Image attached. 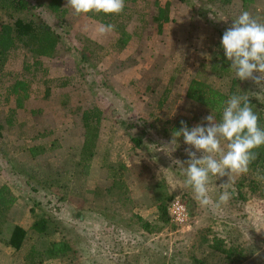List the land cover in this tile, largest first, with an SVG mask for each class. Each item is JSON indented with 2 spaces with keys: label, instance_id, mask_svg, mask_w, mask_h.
<instances>
[{
  "label": "rangeland",
  "instance_id": "374dc122",
  "mask_svg": "<svg viewBox=\"0 0 264 264\" xmlns=\"http://www.w3.org/2000/svg\"><path fill=\"white\" fill-rule=\"evenodd\" d=\"M28 1L30 18L48 23L61 40L56 56L42 59L54 82L50 88L35 83L31 98L12 118L10 75L0 77V186L8 185L17 196L0 234V264H26L29 248L45 250L62 238L72 251L44 264H196L197 258L216 264L207 247L214 239L250 256L240 264H264V179L258 178L264 171L250 164L247 173L231 174L227 189L220 185L228 176L210 177L213 204L201 206L182 174L190 146L183 137L170 145L177 120L192 128L210 115L186 97L194 78L225 93L235 86L239 95L248 94L264 128V91L252 80L236 79L231 70L223 76L212 71L213 64L223 65L217 56L225 30L244 11L264 23V0L248 10L241 0L225 7L210 0H138L136 19L127 24L131 40L120 51L114 30L99 34L102 23L76 15L66 0L63 20L47 9L48 0ZM156 2H170V20L162 29ZM83 45L88 46L84 60ZM24 58L25 50L13 53L6 74L21 72ZM162 97H167L163 104ZM92 106L102 108L103 119L86 166L81 114ZM221 145L226 150L227 141ZM31 147L40 149L36 157ZM225 190L230 199L216 207ZM167 197L168 208L173 201L184 207L183 225L171 213L169 223L157 225L156 206ZM140 218L154 228L144 229ZM42 219L49 225L47 235L32 229ZM15 225L28 231L19 250L9 244Z\"/></svg>",
  "mask_w": 264,
  "mask_h": 264
},
{
  "label": "trees",
  "instance_id": "16d2710c",
  "mask_svg": "<svg viewBox=\"0 0 264 264\" xmlns=\"http://www.w3.org/2000/svg\"><path fill=\"white\" fill-rule=\"evenodd\" d=\"M219 2L223 7L230 4L233 0H210ZM255 0H241L243 9L248 10ZM65 0H48L46 7L54 14L58 19L63 20L66 16V9L64 8ZM125 7L119 14H104L89 12L87 15L95 20H98L102 24L115 25L114 32L116 33V39L114 47L117 50H123L131 40L130 32L127 30V24L131 20H135L134 17L137 13L135 7L138 0H124ZM158 14L156 20L158 26L162 29L163 24L170 20V2L162 6L160 2H156ZM32 15V8L28 0H0V77L4 78L10 75V85L7 87V99L13 97L16 107L10 109L11 118L12 113H15L16 109H22L25 106V102L31 98L33 92V85L42 81V83L50 88V84L54 80L47 78L48 69L42 65V59H53L60 46V36L57 32L43 20L40 22L34 18H30ZM29 16V17H28ZM139 17V14H138ZM220 52L218 56L223 61L221 67L213 64L212 71L220 72V76L230 73V61L226 60L224 50L221 44H218ZM25 50L27 57L21 61L22 70L19 73L6 74L7 65L11 60L13 53L17 51ZM88 46L83 45L80 48V55L86 59ZM92 53V52H91ZM41 77V78H39ZM41 79V80H40ZM65 86L66 84H61ZM169 92V87L165 88L164 94ZM240 91L234 86L230 93H225L214 88L212 85L199 78H194L186 91V97L192 102L208 109L210 114L215 119L221 120L222 110H218L222 102L229 99L232 95H239ZM248 95V94H246ZM249 96V95H248ZM162 97V104L166 102L167 97ZM250 100V97H249ZM250 102V101H249ZM253 108V107H252ZM256 109V107H255ZM254 111V108H253ZM261 118V117H260ZM259 118V126H260ZM103 119V111L99 106H92L84 109L81 114V123L83 129V146L81 152V162H84L86 166H89L90 161L95 155L100 125ZM181 121L177 120L176 125L172 129L178 130L181 126ZM7 124H12V119H7ZM1 128V126H0ZM136 141L135 139H133ZM140 144V142H137ZM39 148H30L33 157H36V153ZM257 153V159L251 163V165H258L261 171H264V145L254 149ZM119 180V179H118ZM256 189V188H255ZM257 195V191H252ZM262 198L264 195L262 194ZM171 197L160 198L156 206L158 218L157 225H165L171 221L170 213H168V200ZM17 200V196L12 192L7 185L0 186V234L3 227L8 223V215L12 207ZM143 228L146 230H152L154 226L151 222L145 221L140 218ZM152 227V228H151ZM36 233L40 235H47L49 233V225L46 220L42 219L37 221L32 228ZM28 240V231L21 225H15L13 228L9 244L15 248L22 249ZM213 245L209 244L207 247L212 250L216 257V264H224L223 262L229 261V264H240L246 262L250 256L243 251H239L236 247L229 248L224 242L218 239L213 240ZM72 251L68 240L62 238L57 242H52L45 250H37L32 247L29 248L25 255L26 264H44L48 260L57 259L69 254ZM198 259V258H197ZM195 260L196 264H207L209 261Z\"/></svg>",
  "mask_w": 264,
  "mask_h": 264
},
{
  "label": "clouds",
  "instance_id": "9594fccd",
  "mask_svg": "<svg viewBox=\"0 0 264 264\" xmlns=\"http://www.w3.org/2000/svg\"><path fill=\"white\" fill-rule=\"evenodd\" d=\"M66 7H70L76 15L89 12L119 14L123 11L125 2L66 0ZM114 28L115 25L112 24H100L97 31L104 35ZM220 43L224 55L231 62L230 70L235 78L241 81L252 80L264 91V23L258 22L249 12L244 11L225 30ZM218 110H222L221 120L217 122L211 113L203 118V121H207V126L202 121L189 128L181 121L179 130L172 132L170 142L174 146L177 139L183 137L184 143L190 146L185 149L189 159L180 162L183 166L182 174L185 185L191 188L195 200L201 206L213 204L208 194L210 177L228 176V182L220 185L227 189L231 174L247 173L249 165L257 159V153L253 150L264 145V128L259 126V116L253 111L248 95L234 94L222 102ZM222 140L227 141L226 150L221 145ZM197 152L202 155L198 157ZM230 196L229 191H223L215 206L226 204Z\"/></svg>",
  "mask_w": 264,
  "mask_h": 264
},
{
  "label": "built area",
  "instance_id": "2783aa9c",
  "mask_svg": "<svg viewBox=\"0 0 264 264\" xmlns=\"http://www.w3.org/2000/svg\"><path fill=\"white\" fill-rule=\"evenodd\" d=\"M168 210H169V213H171L173 220L177 224L183 225V223L186 220V212L182 204L179 201H173L171 203V206L168 208Z\"/></svg>",
  "mask_w": 264,
  "mask_h": 264
}]
</instances>
